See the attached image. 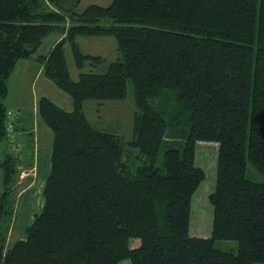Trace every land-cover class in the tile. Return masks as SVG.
Returning <instances> with one entry per match:
<instances>
[{
	"label": "trees",
	"instance_id": "16d2710c",
	"mask_svg": "<svg viewBox=\"0 0 264 264\" xmlns=\"http://www.w3.org/2000/svg\"><path fill=\"white\" fill-rule=\"evenodd\" d=\"M53 31L61 38L35 55ZM101 35L114 38L118 56L71 80L63 43L80 69L103 58L81 53L75 38ZM30 57L71 109L36 101L52 134L50 169L40 212L6 246L14 182L31 167L32 150L29 129L16 121L22 155L13 150L2 99L16 61ZM128 84L134 111L123 140L94 128L82 103L121 100ZM172 130L179 147L166 138ZM196 142L217 147L208 237L188 235L190 195L204 176ZM0 143V264L264 262V181L245 175L248 161L264 178V0H111L81 12L63 0H0ZM216 240L234 241L236 251Z\"/></svg>",
	"mask_w": 264,
	"mask_h": 264
},
{
	"label": "rangeland",
	"instance_id": "374dc122",
	"mask_svg": "<svg viewBox=\"0 0 264 264\" xmlns=\"http://www.w3.org/2000/svg\"><path fill=\"white\" fill-rule=\"evenodd\" d=\"M111 0H63V5L67 8L72 7L75 12H81L87 5L96 4L106 6ZM51 7V6H50ZM64 26L70 23L66 20ZM67 24V25H66ZM61 38L58 31H53L45 35L40 44L37 46L35 55H44L48 52L51 45ZM78 48L83 54L98 55L103 58V62L97 65H91L85 61L82 68L75 67L67 42H64L63 53L66 68L71 80H76L79 72H101L105 69L107 63L115 60L118 56L116 51V43L112 36H78L75 38ZM7 93L2 102L8 110L17 115L15 119L16 125L24 126L28 130L26 140H30V150L34 146L42 149L50 148L51 131L43 123L36 113V101L39 97L45 96L52 100L58 106L69 110L71 109V101L69 96L58 89L54 84L44 76L41 65L33 57L27 59H18L8 78L6 79ZM82 111L89 123L96 129L119 135L123 140L131 137V119L134 111V103L132 98L131 85H127L126 96L121 100H84L82 103ZM24 116V120L22 116ZM27 121V122H26ZM11 146L13 150L22 155V148L18 144H22L23 137L20 141L18 135L11 136ZM167 139H173V145L180 146L181 138L177 137L175 130L167 134ZM25 139V138H24ZM13 142V143H12ZM172 143V141H171ZM3 144L0 143V149ZM5 145V144H4ZM9 144L6 143V146ZM18 145V146H17ZM10 146V145H9ZM8 146V150L10 149ZM161 152L156 159V165L161 164ZM1 154V151H0ZM24 160H28V152L24 153ZM217 147L213 142H196L194 148L193 161L196 166L203 170V178L198 186L190 195L189 211H188V235L194 237H208L211 229L212 206L208 201V195L212 192L215 181V165H216ZM32 162V161H31ZM27 174L22 176L23 169L19 171L17 179L14 182V217L11 228L7 232L6 246L12 241L24 236V227L30 224L35 214L39 213L42 207L43 196L42 188L44 180L38 177L33 187L25 194L20 195L22 190L32 183L28 170ZM245 175L253 181H264V178L250 165L248 161L245 163ZM215 246L236 251V243L231 240H216ZM117 264H129L128 259H122ZM264 264V262L254 263Z\"/></svg>",
	"mask_w": 264,
	"mask_h": 264
},
{
	"label": "crops",
	"instance_id": "0c3cea01",
	"mask_svg": "<svg viewBox=\"0 0 264 264\" xmlns=\"http://www.w3.org/2000/svg\"><path fill=\"white\" fill-rule=\"evenodd\" d=\"M23 119H20V121L24 120V116L21 115ZM18 118V117H17ZM21 124V123H20ZM19 124V126H20ZM21 127V126H20ZM23 133L21 131L17 132L15 135H18L20 137V141L22 139ZM50 169V148L42 149L38 146H34L32 150V165L29 169H23L22 176L26 175L27 173L24 172L28 170V174H30V177L32 179V183L24 188L20 195H25L34 185L35 180L38 177L41 178V180H44L46 175L48 174Z\"/></svg>",
	"mask_w": 264,
	"mask_h": 264
},
{
	"label": "built area",
	"instance_id": "2783aa9c",
	"mask_svg": "<svg viewBox=\"0 0 264 264\" xmlns=\"http://www.w3.org/2000/svg\"><path fill=\"white\" fill-rule=\"evenodd\" d=\"M15 119H17V115H15V113L13 111L7 110L5 128L8 132L9 141H11V139H12L11 136L13 135L12 131H13Z\"/></svg>",
	"mask_w": 264,
	"mask_h": 264
}]
</instances>
